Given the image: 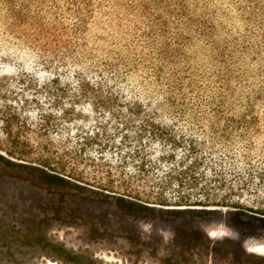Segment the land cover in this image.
Masks as SVG:
<instances>
[{"label": "trees", "instance_id": "16d2710c", "mask_svg": "<svg viewBox=\"0 0 264 264\" xmlns=\"http://www.w3.org/2000/svg\"><path fill=\"white\" fill-rule=\"evenodd\" d=\"M0 99L11 139L137 179V209L264 215V0H0ZM0 163L74 185L48 156Z\"/></svg>", "mask_w": 264, "mask_h": 264}, {"label": "rangeland", "instance_id": "374dc122", "mask_svg": "<svg viewBox=\"0 0 264 264\" xmlns=\"http://www.w3.org/2000/svg\"><path fill=\"white\" fill-rule=\"evenodd\" d=\"M203 5L193 2L190 17ZM1 104L0 99V110ZM17 126L13 132L19 137L11 139L0 113V154L24 163L48 156L55 167L51 172L74 185L0 163V264H264V257L246 253L239 242L211 241L197 226L198 220L220 219L215 209H230L227 223L242 240L264 233L263 214L222 206L137 209L125 202H137V192L143 195L139 201L147 200V187L137 179L79 160L62 145L44 142L35 130ZM107 179L112 185L105 188ZM139 220L171 228L175 240L165 246L155 233L141 239Z\"/></svg>", "mask_w": 264, "mask_h": 264}, {"label": "clouds", "instance_id": "9594fccd", "mask_svg": "<svg viewBox=\"0 0 264 264\" xmlns=\"http://www.w3.org/2000/svg\"><path fill=\"white\" fill-rule=\"evenodd\" d=\"M220 213V219L205 223L198 220L199 230L211 241L223 242L231 240L239 242L244 251L264 257V233L259 236H247L241 240L240 232L227 223L230 209H215ZM138 234L143 240H150L153 234L161 238L162 244L167 246L175 240V232L168 227L157 226L151 220H139L136 222Z\"/></svg>", "mask_w": 264, "mask_h": 264}, {"label": "water", "instance_id": "95a60500", "mask_svg": "<svg viewBox=\"0 0 264 264\" xmlns=\"http://www.w3.org/2000/svg\"><path fill=\"white\" fill-rule=\"evenodd\" d=\"M170 208H171V207H170ZM175 208H181V209H182V208H203V207H195V206H189V207H186V206H185V207H175ZM204 208L207 209V208H213V207H204Z\"/></svg>", "mask_w": 264, "mask_h": 264}]
</instances>
